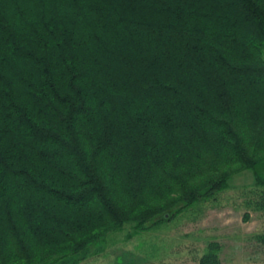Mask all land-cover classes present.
Wrapping results in <instances>:
<instances>
[{
    "label": "trees",
    "instance_id": "trees-1",
    "mask_svg": "<svg viewBox=\"0 0 264 264\" xmlns=\"http://www.w3.org/2000/svg\"><path fill=\"white\" fill-rule=\"evenodd\" d=\"M261 168L264 0H0V264H80Z\"/></svg>",
    "mask_w": 264,
    "mask_h": 264
},
{
    "label": "rangeland",
    "instance_id": "rangeland-1",
    "mask_svg": "<svg viewBox=\"0 0 264 264\" xmlns=\"http://www.w3.org/2000/svg\"><path fill=\"white\" fill-rule=\"evenodd\" d=\"M263 191L253 170H244L214 197L157 217L165 220L158 226L125 224L80 264H198L210 242L221 245L222 264H264Z\"/></svg>",
    "mask_w": 264,
    "mask_h": 264
}]
</instances>
